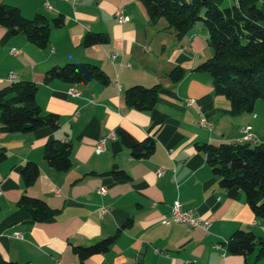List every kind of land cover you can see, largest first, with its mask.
<instances>
[{
	"label": "crops",
	"instance_id": "obj_1",
	"mask_svg": "<svg viewBox=\"0 0 264 264\" xmlns=\"http://www.w3.org/2000/svg\"><path fill=\"white\" fill-rule=\"evenodd\" d=\"M17 8L23 17L40 14L47 19L62 16L60 28H52L49 44L39 48L22 34L15 36L0 26V91L12 83L37 86L35 102L41 114H54L59 128L5 133L0 128V259L16 264H79L71 246H87L116 235L105 254L83 264H264L258 247L246 257L212 248L225 243L236 231L253 233L264 242V223L253 215L242 193L231 197L219 186L202 145L241 144L240 129L250 126L264 142V109L232 115L229 101L216 96L207 73L194 69L212 57L207 32L196 23L177 38L164 19L153 23L141 0H0ZM49 5V9L45 6ZM264 5V0H260ZM122 11L127 21L118 23ZM107 36L105 44L82 45L86 33ZM86 63L97 66L107 84L85 85L53 79L45 74L53 67ZM179 67L177 82L169 78ZM13 80L9 81V75ZM140 85H158V101L149 112L126 105L124 91ZM76 90L79 97L67 95ZM192 100L193 103L187 104ZM211 122V130L199 126ZM1 127V124H0ZM105 150L95 152L97 142L110 133ZM150 138L153 154L136 160L131 148ZM71 145V167L60 173L44 159L51 141ZM34 163L39 176L29 186L21 170ZM164 168L163 176L155 172ZM123 171L127 179L114 180L107 173ZM99 188L106 195L98 194ZM43 200L54 213L35 222L16 206L22 195ZM179 201L184 209L209 220L207 233L170 220V208ZM107 207L100 216L99 208ZM130 222V224H129ZM128 225L122 228L124 224ZM18 234L21 238H16Z\"/></svg>",
	"mask_w": 264,
	"mask_h": 264
},
{
	"label": "trees",
	"instance_id": "obj_2",
	"mask_svg": "<svg viewBox=\"0 0 264 264\" xmlns=\"http://www.w3.org/2000/svg\"><path fill=\"white\" fill-rule=\"evenodd\" d=\"M224 0H141L150 20L155 23L164 19L177 38L189 33L196 23H201L207 32V45L212 57L199 64L194 71L207 73L212 80L216 96L226 98L230 113H251L256 100L264 102V5L260 0H232V5L220 7ZM62 16L47 19L37 14L31 19L20 11L0 3V26L9 35L22 34L27 41L39 48L49 44L52 28L63 26ZM107 36L88 32L82 45L85 48L105 44ZM184 71L176 67L170 74L177 82ZM57 79L71 84L85 85L91 81L108 83L107 76L95 65L80 63L53 67L45 74V82ZM37 86L31 82L12 83L0 91V124L5 133H30L42 127L59 128V118L54 114L42 115L35 102ZM159 86L145 88L132 86L124 91L128 107L140 112L151 111L158 101ZM199 149L208 153V164L219 179V186L231 197L242 193L253 215L264 223V142L256 145L223 144L202 145ZM155 143L147 138L131 148L136 159L150 157ZM71 145L51 141L45 146L44 159L57 172H67L71 167ZM5 158L0 151V162ZM25 186L31 185L39 176L36 164L28 163L20 172ZM114 180L127 179L123 171L107 173ZM16 206L26 211L35 222H44L53 216L52 210L41 199L22 195ZM130 224V222H129ZM124 224L122 228H125ZM120 230L116 233H118ZM116 235L104 238L87 246H71L78 263L94 255L107 253ZM226 251L231 255L246 257L258 247L257 259L264 257V242L253 233L236 231L226 241ZM0 264H16L0 259Z\"/></svg>",
	"mask_w": 264,
	"mask_h": 264
},
{
	"label": "built area",
	"instance_id": "obj_3",
	"mask_svg": "<svg viewBox=\"0 0 264 264\" xmlns=\"http://www.w3.org/2000/svg\"><path fill=\"white\" fill-rule=\"evenodd\" d=\"M45 6L49 9V5L45 4ZM115 19L118 23H123L127 21V18L123 16L122 11L118 10L115 14ZM13 80V75H9V81ZM67 95L71 97H79V93L72 89L67 92ZM193 103L192 100L187 101V104L190 105ZM199 126L204 129L211 130L212 124L210 121L202 118L199 121ZM114 134L111 132L108 134L106 138L100 139L96 146H95V152L101 153L105 150V144L107 139H113ZM239 142L241 144L243 143H249L252 145L258 144V139L256 136L252 133L250 126H244L240 129V138ZM165 172L164 168H159L155 174L157 177L163 176ZM98 194L101 196L106 195V189L105 188H99ZM107 213V207L101 206L99 208V215L102 216ZM170 220L174 222L175 224L190 228V229H200L203 232L207 233L209 229L211 228V222L209 220L203 219L196 214L192 210L184 209L179 201H174L171 208H170ZM16 238H21L20 235L15 234ZM226 242L223 244H215L212 246L213 249L220 251L221 256L223 257L226 254ZM183 264H196L193 260H184Z\"/></svg>",
	"mask_w": 264,
	"mask_h": 264
},
{
	"label": "rangeland",
	"instance_id": "obj_4",
	"mask_svg": "<svg viewBox=\"0 0 264 264\" xmlns=\"http://www.w3.org/2000/svg\"><path fill=\"white\" fill-rule=\"evenodd\" d=\"M230 5H232V0H224V1L221 3V6H220V7H221V8H222V7H227V6H230ZM255 106H257V107L261 106V107H263V109H264V102H263L261 99H258V100H256L253 109L255 108Z\"/></svg>",
	"mask_w": 264,
	"mask_h": 264
},
{
	"label": "water",
	"instance_id": "obj_5",
	"mask_svg": "<svg viewBox=\"0 0 264 264\" xmlns=\"http://www.w3.org/2000/svg\"><path fill=\"white\" fill-rule=\"evenodd\" d=\"M144 254V250L141 249L139 252H138V259H137V264H141V257L142 255Z\"/></svg>",
	"mask_w": 264,
	"mask_h": 264
}]
</instances>
